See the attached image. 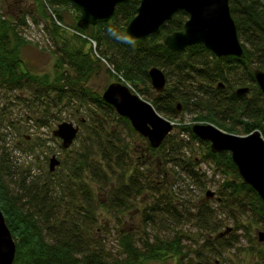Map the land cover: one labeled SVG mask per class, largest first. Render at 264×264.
Here are the masks:
<instances>
[{
	"label": "trees",
	"instance_id": "trees-1",
	"mask_svg": "<svg viewBox=\"0 0 264 264\" xmlns=\"http://www.w3.org/2000/svg\"><path fill=\"white\" fill-rule=\"evenodd\" d=\"M42 1L34 0L37 14L42 18L45 8L51 12L54 9L61 22L58 8L65 5H70L78 18L79 9L68 0ZM139 1L118 5L109 22L88 28L99 56L130 85L149 87L148 70L161 69L167 79L165 89L149 104L165 119L178 120L186 113L196 115L192 119L196 123H211L233 134L239 133L234 130L236 126H242L243 135L258 130L264 138V99L253 77V69L264 72L263 2L229 0L244 57L218 59L202 45L189 47L184 53L171 52L164 46L162 41L167 35L183 30L187 19L184 12L162 25L158 34L140 40L128 37L125 27L136 15ZM27 14L21 6L14 14L0 11V94L30 92L33 104L40 106L36 121L40 127L60 122L69 110L86 113L90 123L84 117L83 123L82 117L77 122L85 130L87 123L92 127L76 151L77 156L72 157L66 176L56 179L54 173L47 172L45 178H33L29 167L16 173L17 180L12 182L14 190H10L4 179L12 174L6 149L1 147L0 210L15 240L12 264H143L162 260L164 256H172L173 264H224L222 251L234 248L240 241L232 232L217 237L227 227L221 229L222 223L208 203L199 201L191 212L187 208L190 201L154 186L147 175L149 171L142 173L137 167L132 170L129 144L115 128L107 130L106 120L116 115L128 130H134L127 119L117 116L88 86L97 68L90 53L70 48L68 41L62 40L59 46L55 42L57 51L51 74L34 75L22 68L19 48L24 43L18 28L26 26ZM32 21L39 24L37 17H32ZM58 30L54 26V31ZM242 87H247L249 93L237 95L236 89ZM178 103L182 109L179 113L176 111ZM191 126L181 130L190 133ZM190 135L206 146L205 158L210 159L215 171L232 179L217 187L219 205L230 208L233 219L245 217L264 228V205L258 194L241 181L230 155L213 154L207 143ZM173 139L169 134L157 149L151 148L149 143L146 145L149 152L157 154L160 168L164 167L165 172L168 167L172 170L178 167L194 185L204 190L207 188L201 181L204 175L195 170L197 161L191 155L185 156L183 143ZM129 170L132 173L128 176ZM88 180L101 190L108 187L104 203L96 201ZM113 180L115 183L111 185ZM146 194L152 197V202L141 212L143 238L136 241L132 234L123 233L118 239L117 253H107L91 232L97 222V206L119 215L132 208L133 200ZM181 226H188L189 232ZM238 227L235 225V230ZM162 230L170 231L167 237L161 235Z\"/></svg>",
	"mask_w": 264,
	"mask_h": 264
},
{
	"label": "rangeland",
	"instance_id": "rangeland-1",
	"mask_svg": "<svg viewBox=\"0 0 264 264\" xmlns=\"http://www.w3.org/2000/svg\"><path fill=\"white\" fill-rule=\"evenodd\" d=\"M39 1L43 3L42 0ZM20 6L25 12L27 11L29 13L26 16V26L18 28L24 43L19 48V58L23 63L22 68L24 70L26 69L34 75L51 74L55 62L54 52L57 51L55 42H57L59 46L62 44V40H67L70 48L80 49L82 52L90 53L91 57L94 59L93 62H95L97 68L88 84L94 92L101 96L109 84L118 82V79L112 75L111 71L106 66L105 63L107 62L103 59L99 60L94 57L95 51L98 49L97 45L94 48L90 43V41L95 42L90 35V30H87V33L82 32L84 36L89 38L88 40H84L75 35L71 37L72 34L69 31H72V29L74 30L75 25L77 26L79 15L77 18L76 11L70 5L58 8V12L60 16H62V21L60 20L61 23L68 26L58 30V32L54 31V26L60 27L52 18V14L54 13L55 18L59 20L54 9H52L54 11H52V13L45 8L46 14L45 17L42 18L37 14L38 9L34 0H0V11L4 13L8 12L14 14ZM32 17L38 18V25L32 21ZM76 30L78 31V29ZM50 33L52 34L50 35ZM131 85L134 94L148 102V104L151 102V99L157 95L154 93L150 84L149 87H143L140 84ZM250 96L251 95H248V97ZM33 101V96L26 90L22 92H2L0 94V149L1 147H5V154H7L10 159L8 165L10 166L12 177H4L10 190L15 189V185L12 182L17 180L16 173L20 170H25L30 167L31 176L33 178H45L47 172H49V159L52 156H56L60 162L55 172H53L55 178L59 179L62 176H66L67 168L72 161V157L77 156L76 151H79L82 141L87 138L88 132L92 127V124H89L90 122L86 113L77 114L73 113V110L66 112L60 122H51L49 125L50 127H40L36 124L39 117L40 106L33 104ZM105 114L108 115L109 113L106 112ZM195 116L196 115L182 113L178 120L171 121L174 123V127L170 134L175 138L173 140L183 143L182 153L185 156H193L195 161H197L195 170H197L200 175H204L201 178V181L206 183L205 187L207 188L204 190L194 185L190 181V177H188L184 171H179L178 167L174 170L168 167L166 172L163 169L164 167L160 168L162 165L159 164L160 162L157 154L146 152L147 142L137 135L136 132L134 133L128 130V127L118 119L116 115L109 120L107 119L106 122L108 123H105L108 128L107 130L115 128L121 134L124 141L129 144L128 154L129 160L132 162V170L137 167V170L142 173L149 171L147 175L151 178L154 186L168 189L179 196L181 195L179 199L190 201L187 208H189V210L191 209V212L195 211L199 201L205 200L215 211L214 213H216L217 219L222 223L221 229L229 227L231 230L230 232L239 238L240 244L226 252L222 251V263L264 264V240L263 242H259L258 240V232H264V228L259 224H253L252 221L250 222L245 217L233 219V217L230 216V208L228 209L219 205L216 189L223 182L232 181L231 177L215 171V167L212 162H210V159L207 158V161L205 158L207 152L206 146L192 139L190 135V133L192 134L191 130L190 133L181 130L184 126L195 124V122L192 121ZM80 117H82V119L84 117L88 120L87 130L78 124L77 121ZM61 122H72L74 125L80 126L78 136L68 150H63L61 148V141L52 135L56 126ZM226 125L232 126L231 124ZM241 129L242 126H236L234 130L239 133L235 135L243 136ZM220 131L230 133V131L227 132L224 129H220ZM132 170H129L126 175L129 176ZM176 171L177 174H175ZM158 173L159 177L157 176ZM108 175L110 176V174ZM113 177H109V179L111 180ZM114 183V180L111 181V185ZM88 184L94 192L96 201L104 203L106 201L105 198L108 187H102L103 189L101 190V187L91 183L89 180ZM208 191L214 193V197L206 200L205 194ZM151 202V196H147V194L140 196L131 202L132 208L129 211L119 215H112L101 205H98L96 211L97 222L91 231L92 235L103 245L107 253L113 255L116 254L119 249L118 239L123 233L132 234L136 241H140L144 236V227H142L141 223V212L146 206H149ZM231 212L234 214L232 210ZM235 225L239 226L237 230H235ZM240 225H242V227ZM181 229L189 232L188 226H181ZM147 232L151 233L150 230H147ZM160 233L162 236L167 237L170 231L162 230ZM249 239H251V243H249ZM173 263L174 258H172V256H164L162 260L147 261L143 264Z\"/></svg>",
	"mask_w": 264,
	"mask_h": 264
},
{
	"label": "water",
	"instance_id": "water-1",
	"mask_svg": "<svg viewBox=\"0 0 264 264\" xmlns=\"http://www.w3.org/2000/svg\"><path fill=\"white\" fill-rule=\"evenodd\" d=\"M79 9L77 27L87 31L89 27L109 22L116 7L130 0H68ZM264 4V0H261ZM180 12L187 14L183 30L165 37L163 44L171 52L184 53L194 45H202L216 58L244 57V51L237 35L236 25L231 18L229 0H140L136 15L126 25L125 34L134 40L148 38L160 33L162 25ZM150 85L154 93L165 89L167 79L164 72L156 67L148 70ZM254 80L264 99V72L253 69ZM219 87L222 86L220 83ZM249 92L247 87L236 89L237 95ZM102 100L111 106L115 113L127 119L134 130L148 141V145L159 148L173 130L174 124L161 117L151 104L132 94L119 82L108 85L101 95ZM181 105L176 104L177 113ZM85 120L81 119V123ZM79 125L62 122L52 135L61 141V148L68 150L77 138ZM191 132L200 141L207 143L213 154L226 152L230 155L240 178L255 191L264 205V138L258 130L247 135H235L220 131L213 124L196 123ZM59 160L49 159L48 170L53 173ZM214 197L207 192L205 198ZM227 227L218 234L221 238L230 232ZM259 242L264 240V232H258ZM15 256V241L0 211V264H12Z\"/></svg>",
	"mask_w": 264,
	"mask_h": 264
},
{
	"label": "built area",
	"instance_id": "built-area-1",
	"mask_svg": "<svg viewBox=\"0 0 264 264\" xmlns=\"http://www.w3.org/2000/svg\"><path fill=\"white\" fill-rule=\"evenodd\" d=\"M52 18H53V20L55 21V22H57V24L61 27V28H66V27H64L60 22H58L57 21V19L55 18V15L54 14H52ZM72 35H75V36H77V37H79V38H82V39H84V40H88L89 38L87 37V36H84V34H82L81 32H79V31H76V30H73L72 29V31H69ZM90 43L93 45V47L95 48V46H96V43L95 42H93V41H90ZM94 57L97 59H100V60H102V58L99 56V54L97 53V51H95V54H94ZM104 60V59H103ZM106 64V63H105ZM106 66L108 67V69L121 81V82H123L132 92H133V88L131 87V85L130 84H128L127 82H125L123 79H122V77L120 76V75H118V74H116L114 71H113V69L109 66V65H107L106 64Z\"/></svg>",
	"mask_w": 264,
	"mask_h": 264
},
{
	"label": "flooded vegetation",
	"instance_id": "flooded-vegetation-1",
	"mask_svg": "<svg viewBox=\"0 0 264 264\" xmlns=\"http://www.w3.org/2000/svg\"><path fill=\"white\" fill-rule=\"evenodd\" d=\"M157 94V93H156ZM120 117V116H119ZM140 136V135H139ZM145 142H147L148 143V141L145 139ZM146 152H148L149 153V149L146 147Z\"/></svg>",
	"mask_w": 264,
	"mask_h": 264
},
{
	"label": "clouds",
	"instance_id": "clouds-1",
	"mask_svg": "<svg viewBox=\"0 0 264 264\" xmlns=\"http://www.w3.org/2000/svg\"><path fill=\"white\" fill-rule=\"evenodd\" d=\"M98 53V52H97ZM99 54V53H98ZM100 60V59H99ZM105 61V60H104ZM107 64V63H106ZM108 65V64H107ZM112 73V72H111ZM113 74V73H112ZM114 75V74H113ZM114 77H116L115 75H114ZM117 78V77H116ZM118 79V78H117ZM119 80V79H118ZM121 82V81H120Z\"/></svg>",
	"mask_w": 264,
	"mask_h": 264
}]
</instances>
